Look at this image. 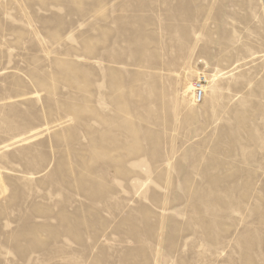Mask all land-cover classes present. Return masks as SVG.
I'll use <instances>...</instances> for the list:
<instances>
[{"label": "rangeland", "instance_id": "374dc122", "mask_svg": "<svg viewBox=\"0 0 264 264\" xmlns=\"http://www.w3.org/2000/svg\"><path fill=\"white\" fill-rule=\"evenodd\" d=\"M0 264H264V0H0Z\"/></svg>", "mask_w": 264, "mask_h": 264}, {"label": "built area", "instance_id": "2783aa9c", "mask_svg": "<svg viewBox=\"0 0 264 264\" xmlns=\"http://www.w3.org/2000/svg\"><path fill=\"white\" fill-rule=\"evenodd\" d=\"M205 82L206 79L204 76L197 78L193 82V98L195 102H200L202 100L204 94L203 87Z\"/></svg>", "mask_w": 264, "mask_h": 264}, {"label": "bare ground", "instance_id": "6f19581e", "mask_svg": "<svg viewBox=\"0 0 264 264\" xmlns=\"http://www.w3.org/2000/svg\"><path fill=\"white\" fill-rule=\"evenodd\" d=\"M203 90H204V88H203Z\"/></svg>", "mask_w": 264, "mask_h": 264}]
</instances>
